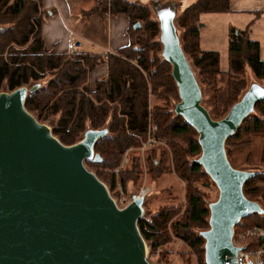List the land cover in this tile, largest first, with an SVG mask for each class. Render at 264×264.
Returning a JSON list of instances; mask_svg holds the SVG:
<instances>
[{
	"label": "trees",
	"instance_id": "trees-1",
	"mask_svg": "<svg viewBox=\"0 0 264 264\" xmlns=\"http://www.w3.org/2000/svg\"><path fill=\"white\" fill-rule=\"evenodd\" d=\"M93 2L83 13L101 18L122 13L129 20V43L117 48L116 54H107L106 59L100 52L69 54L48 49L40 32L41 0H0V92L24 86V108L37 121L47 124L52 135L65 145L79 141L86 129L106 128V134L93 145L100 161L84 159L83 164L105 184L110 195V191H117V185L126 191L127 182L139 176L138 147L146 137L149 118L155 126L151 136L166 147L159 146L157 160L153 159L157 144L146 147L147 171L151 180L166 171L174 173L183 186V202L172 197H168L169 202H164L163 197L151 201L152 193H148L143 198L142 207L146 209L137 219V228L149 253L157 250L161 256L169 254L171 249L166 245L172 248L177 239L187 247L185 252L195 256L196 264H205L204 238L200 232L208 228L209 202L194 182L200 178L212 180L196 162L200 153L197 132L169 108L177 102L178 93L170 64L160 53L158 20L150 6L139 0ZM228 10L229 0H196L174 18L179 44L194 75L199 76H195L198 85L210 83L216 74L226 76L224 91H217L213 96L215 114L202 102L214 119L222 117L247 89L242 77L247 68L256 79L264 80V58L260 55L259 42L249 35L250 23L242 29L228 28L225 67L220 64L217 50L201 46V15ZM135 22L139 26L133 28ZM103 61L107 66L106 76L97 79L90 88L88 73ZM148 95L160 100L150 106V112ZM252 111L255 115L245 116L225 140V154L230 164L234 141L243 132H264V97L255 101ZM247 121L248 127H243ZM128 148L131 149L127 163L114 172L112 169ZM99 167L108 170L99 171ZM247 170L253 171V175L244 181L242 192L263 211L241 217L233 226L234 232L253 225L264 229V171Z\"/></svg>",
	"mask_w": 264,
	"mask_h": 264
},
{
	"label": "water",
	"instance_id": "water-1",
	"mask_svg": "<svg viewBox=\"0 0 264 264\" xmlns=\"http://www.w3.org/2000/svg\"><path fill=\"white\" fill-rule=\"evenodd\" d=\"M154 11L160 53L178 93L173 111L197 132L196 162L217 188L208 204V228L200 232L204 262L225 264L237 250L231 243L233 226L263 209L242 192L253 171L233 167L224 144L264 97V87L250 83L225 115L212 118L179 44L174 10L165 3ZM25 94L24 86L0 92V264H151L136 224L144 196L132 194L118 207L83 164L84 159L100 161L93 145L107 129H86L79 141L65 145L24 108Z\"/></svg>",
	"mask_w": 264,
	"mask_h": 264
},
{
	"label": "rangeland",
	"instance_id": "rangeland-1",
	"mask_svg": "<svg viewBox=\"0 0 264 264\" xmlns=\"http://www.w3.org/2000/svg\"><path fill=\"white\" fill-rule=\"evenodd\" d=\"M141 3L149 5L153 10V14L155 13L154 9L156 5L159 4H169L171 8L175 12V16L178 15L182 9L186 6L192 4L196 0H139ZM86 12V10L84 11ZM85 14V13H84ZM156 13L154 14V16ZM253 17V14L241 15L237 13L231 12H222V13H205L201 15V20L199 22V36H200V44L202 47L207 49H214L219 52L220 64L222 67L226 65V39H227V30L230 26L243 28L245 23ZM256 35H252L260 40L261 44H263V33L264 28L258 26L255 28ZM90 47V46H87ZM115 52V51H114ZM116 53V52H115ZM262 58L263 55H261ZM196 71V70H195ZM94 73H89L87 76V80L90 82L93 80ZM196 78L199 76L195 73ZM242 77L246 80L247 86L256 82L264 87V80L256 79L250 69H246L242 74ZM225 78L226 76L223 74H216L211 80L210 83H200L201 87V102L206 104L211 111V113L215 114L213 110L216 101L213 100V96L217 91L223 92L225 89ZM215 90V92H214ZM242 94V93H241ZM148 107L147 110L150 112V106L154 103H160L159 99H156L153 95H148ZM178 101V100H177ZM175 103V102H174ZM202 103V104H203ZM174 105V104H173ZM221 104L219 103V109H221ZM170 109H173V106H169ZM229 109V107H228ZM227 109V110H228ZM225 111V113L227 112ZM225 113L223 115H225ZM255 112H250L249 116H253ZM222 115V116H223ZM217 116V115H215ZM149 117V114H148ZM249 121V120H248ZM248 121L243 124V127H248ZM235 145L231 150V164L235 168L239 169H256L260 171H264V161H261V156L264 153V132L256 131V132H243L238 139L234 141ZM157 144V145H156ZM154 146L155 149V157L154 160L158 159L159 148L165 146L162 141H158ZM153 146V145H151ZM158 146V147H157ZM160 146V147H159ZM150 147V146H146ZM146 147L142 145L138 147V155L141 172L136 179L133 181L127 182V189L124 191L121 189V192L116 186L117 191H110L112 195H110L113 200L119 205L123 206L128 203L131 199L132 194L138 193L141 187H148V193H152L150 196V200H154L155 197L164 198V202H169L168 197H172L178 199L180 202H183V186L181 181L175 176L174 173L166 171L162 173L158 178L151 180L150 175L147 171V167L145 164V149ZM170 162V161H169ZM85 166V164H84ZM86 167V166H85ZM89 170V169H88ZM97 170H108L106 168H97ZM92 171V170H90ZM93 172V171H92ZM95 174V173H94ZM195 187L200 189L206 194V199L208 202H211L217 197V188L212 182L203 178L196 180ZM108 190V189H107ZM109 192V191H108ZM146 194V195H147ZM124 197V200L120 203L118 200ZM143 208V207H142ZM146 208H143V213ZM142 213V214H143ZM175 242L172 244V248L169 245H166L167 248L171 249V253H167L166 255H159L158 251L155 250L152 253H149L148 247L146 246V259L151 263H159V264H196L195 256L191 254V252L187 251V247L180 244V241L174 239ZM146 244V243H145ZM183 252V255L180 254Z\"/></svg>",
	"mask_w": 264,
	"mask_h": 264
},
{
	"label": "crops",
	"instance_id": "crops-1",
	"mask_svg": "<svg viewBox=\"0 0 264 264\" xmlns=\"http://www.w3.org/2000/svg\"><path fill=\"white\" fill-rule=\"evenodd\" d=\"M93 3V0H41L40 32L44 45L54 52H67V43L72 40L75 42L74 51L88 53L101 52L102 47L115 51L126 46L129 43L127 16L118 13L101 18L84 14L83 11L93 6ZM226 12L253 14L244 27L250 23L249 35L259 42L260 55L264 57V42L261 44L255 33L258 26L264 28V0H229V10ZM89 73H94L93 80H88L92 88L97 79L106 76V62L97 64Z\"/></svg>",
	"mask_w": 264,
	"mask_h": 264
},
{
	"label": "built area",
	"instance_id": "built-area-1",
	"mask_svg": "<svg viewBox=\"0 0 264 264\" xmlns=\"http://www.w3.org/2000/svg\"><path fill=\"white\" fill-rule=\"evenodd\" d=\"M101 49L102 51L100 53L104 59H106V55L109 53L116 54L109 47H102ZM74 50L75 42L70 40L67 43V53L71 54ZM147 123L146 137L142 141L143 147H146L147 145L151 146L157 143V140L151 136V130L154 129L155 126L151 125L149 118ZM130 149L131 148L126 149L123 153L119 164L112 169L114 172H117L127 163L128 152ZM117 188L121 192L119 185H117ZM148 190V187H141L135 195L145 196ZM123 200L124 197H121L118 201L121 203ZM115 204L118 207L124 206H119L116 202ZM231 243L237 247V250L234 255L227 256L225 264H264V229L262 227L253 225L238 232H234L233 230Z\"/></svg>",
	"mask_w": 264,
	"mask_h": 264
}]
</instances>
